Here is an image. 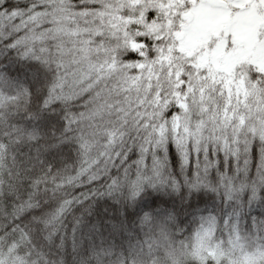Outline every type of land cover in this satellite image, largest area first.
<instances>
[{
	"label": "trees",
	"instance_id": "1",
	"mask_svg": "<svg viewBox=\"0 0 264 264\" xmlns=\"http://www.w3.org/2000/svg\"><path fill=\"white\" fill-rule=\"evenodd\" d=\"M189 2L6 0L0 5V11L22 10L11 19L0 16V72L6 78L0 81V255L6 264H264V228L257 240L247 206L238 231L235 216L227 224L224 203L211 188L201 193V212L187 220L178 189L148 191L137 201L130 186L122 185L112 197L73 204L63 227L56 225L58 235L48 223L69 194L91 195L90 189L101 185L106 192L109 172L123 180L131 160L123 164L117 153L135 148L154 129L158 139L170 133L186 150L232 135L230 122L238 116L242 124L264 123V87L258 83L264 81L263 26L252 49L259 61L252 63L249 55L238 61L234 74L224 75L210 63L196 65L178 45ZM34 4L57 7L32 15ZM17 30L25 37L23 46L10 51L6 37ZM41 35L47 38L36 39ZM42 44L49 51L39 54ZM24 50L37 55L25 59ZM29 65L26 77L20 69ZM169 147V166L179 175V156ZM129 155L136 159L135 152ZM93 174L95 184L89 180ZM251 214L259 224L264 208L253 204ZM74 217L82 218L75 239ZM205 229L223 257H196V239Z\"/></svg>",
	"mask_w": 264,
	"mask_h": 264
},
{
	"label": "snow or ice",
	"instance_id": "2",
	"mask_svg": "<svg viewBox=\"0 0 264 264\" xmlns=\"http://www.w3.org/2000/svg\"><path fill=\"white\" fill-rule=\"evenodd\" d=\"M6 3V0H0V5ZM51 7L53 11L57 7L52 5H32L30 12L32 15H37L38 8L47 9ZM22 10L17 8H4L0 11V16L7 15L10 19L17 17V14ZM149 18L154 17V13L149 12ZM44 32L49 29L41 25ZM47 37L43 35L36 39L43 40ZM25 39L17 30L15 35L6 37L5 48L14 51L23 46ZM159 40V37H157ZM146 46L151 47V42L145 40ZM35 47V45H33ZM49 49L43 44L39 48V54L48 52ZM21 55L27 59L29 55L36 56L37 53L31 50L22 51ZM55 58V53L51 54ZM149 55H154L150 52ZM23 63V61H22ZM59 66V65H58ZM20 71L27 73L31 71L29 65ZM36 73H33V77ZM0 81H6L5 74L0 72ZM184 81L181 80V84ZM264 87V81H259ZM91 87V85L89 86ZM47 105V100H45ZM55 106V105H53ZM183 108L184 105H178ZM227 111V110H225ZM176 113H172L173 118H176ZM233 129L232 135L217 139L211 143L197 144L195 147L192 144L185 146L174 141L170 133H163L158 139L155 129L142 137V142L137 144L135 148H127L126 150L117 153L122 158L123 164H131L123 168V180L120 176H112L108 173V179L111 183L106 184L107 191L100 188L90 189L91 195L81 193L79 196L69 194L70 198L65 199L54 211L52 217L48 220L49 225L59 234L56 225L63 227L62 221L66 219V213L73 204L83 206V204L93 198H103L105 196L112 197L113 194L120 190L122 185H128L131 188L130 197L133 200L139 201L140 197L146 192H159L163 189L166 193L169 190L176 191L183 197L180 201L179 210L184 213L185 219L196 216L200 210V204L203 202L201 193L211 188V191L220 197L224 203V215L227 219V224L232 223V217L236 218V228L239 229V219L244 214V208L247 206L248 215L251 216L252 227L256 229L257 240L261 239V229L264 228V217L261 222L257 223V217L252 215L253 204L264 208V123L255 124L254 120L248 123H240V117L230 122ZM145 127H147L145 125ZM170 145H174L180 160L179 175L173 172L168 162V152ZM135 152L136 159L132 160L129 153ZM134 169V171H133ZM107 171V169H106ZM72 179H75L73 177ZM98 177L95 174L89 176L91 183L95 184ZM84 199L81 200L80 197ZM195 198V199H194ZM86 211H91L87 209ZM173 211H176L174 208ZM148 213L145 212V218ZM82 218L74 217L73 223V238L77 227L81 224ZM204 219V217H201ZM213 219V218H209ZM226 224V226H227ZM113 228L117 225L113 224ZM15 245L9 248V254L12 253ZM264 255V253H261ZM0 264H6V258L0 255ZM23 264V262H22Z\"/></svg>",
	"mask_w": 264,
	"mask_h": 264
},
{
	"label": "rangeland",
	"instance_id": "3",
	"mask_svg": "<svg viewBox=\"0 0 264 264\" xmlns=\"http://www.w3.org/2000/svg\"><path fill=\"white\" fill-rule=\"evenodd\" d=\"M186 2L190 7L186 23L179 29L182 38L178 45L184 54L194 56L196 65L210 63L213 69L225 75L234 74L238 61L249 55L252 63L259 61V52L253 55L252 49L259 26L264 28V0H230L232 11L218 8L207 0ZM193 2L195 5L192 6ZM209 237L208 229L197 236L196 257L204 260L208 253H212L215 259L223 257L224 251L210 245Z\"/></svg>",
	"mask_w": 264,
	"mask_h": 264
},
{
	"label": "water",
	"instance_id": "4",
	"mask_svg": "<svg viewBox=\"0 0 264 264\" xmlns=\"http://www.w3.org/2000/svg\"><path fill=\"white\" fill-rule=\"evenodd\" d=\"M207 2L216 7H223L224 5H226V2L224 0H207Z\"/></svg>",
	"mask_w": 264,
	"mask_h": 264
},
{
	"label": "flooded vegetation",
	"instance_id": "5",
	"mask_svg": "<svg viewBox=\"0 0 264 264\" xmlns=\"http://www.w3.org/2000/svg\"><path fill=\"white\" fill-rule=\"evenodd\" d=\"M232 1V0H231ZM194 4V2H193ZM195 5V4H194ZM224 10H227V11H232V7L230 6V0H229V3L225 6V8H223ZM234 10V9H233Z\"/></svg>",
	"mask_w": 264,
	"mask_h": 264
}]
</instances>
